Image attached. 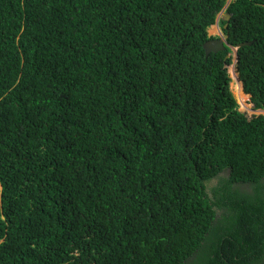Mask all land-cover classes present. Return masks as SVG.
Masks as SVG:
<instances>
[{
	"label": "trees",
	"instance_id": "1",
	"mask_svg": "<svg viewBox=\"0 0 264 264\" xmlns=\"http://www.w3.org/2000/svg\"><path fill=\"white\" fill-rule=\"evenodd\" d=\"M0 0V264H264V0ZM224 25L226 27L224 28Z\"/></svg>",
	"mask_w": 264,
	"mask_h": 264
},
{
	"label": "rangeland",
	"instance_id": "2",
	"mask_svg": "<svg viewBox=\"0 0 264 264\" xmlns=\"http://www.w3.org/2000/svg\"><path fill=\"white\" fill-rule=\"evenodd\" d=\"M231 0H226V4L228 2H230ZM225 12H223L224 14ZM222 19V17L219 15L217 17V25H213L211 26L207 33H208V36H211V37H223V33L221 31V28L219 26V21ZM215 28L218 29L219 33L217 34L215 32ZM231 57V65L227 67V70H228V73H229V76L231 77V83H230V89L239 105V111H241L242 113H245L246 116L248 118H251L253 116H257V115H264V111H254L253 108H252V104L249 102V96L246 95L244 92H243V89H242V85L240 83V81L238 80V77H237V74H236V71H235V65H234V57H235V51L231 50V53L229 55ZM233 71V73H230V71ZM231 71V72H232ZM232 74H235V77H236V80H235V77L232 75ZM238 80V81H237ZM240 85V88L238 86V83Z\"/></svg>",
	"mask_w": 264,
	"mask_h": 264
},
{
	"label": "water",
	"instance_id": "3",
	"mask_svg": "<svg viewBox=\"0 0 264 264\" xmlns=\"http://www.w3.org/2000/svg\"><path fill=\"white\" fill-rule=\"evenodd\" d=\"M229 4V2L227 4H225L223 10L227 7V5ZM220 16L222 17V19L224 21H228L229 18H230V15L229 14H220ZM216 23H217V19H216ZM226 27V25H224V28ZM228 36L227 35H223V37H220L219 39H214V40H210L206 43H204L203 45V49L205 51V54L208 55L210 53H218V52H221L224 50L225 46H228L227 43H226V40H227ZM252 43L251 42H246V43H241L239 45H237L236 47H230L228 46L231 50L235 51V63L237 61V50L240 48V47H243V46H248V45H251ZM229 55L226 56V58H228Z\"/></svg>",
	"mask_w": 264,
	"mask_h": 264
},
{
	"label": "clouds",
	"instance_id": "4",
	"mask_svg": "<svg viewBox=\"0 0 264 264\" xmlns=\"http://www.w3.org/2000/svg\"><path fill=\"white\" fill-rule=\"evenodd\" d=\"M227 6H228V5H227ZM226 8H227V7H226ZM226 8H225L224 10L222 9L221 12L217 15V17H218L220 14L222 15L223 12H225ZM224 14H226V13H224ZM224 14H223V15H224ZM217 17H216V19H217ZM222 20H223V19H222ZM217 22H218V20H217ZM215 24L217 25L216 20H215ZM215 24H214V25H215ZM219 38H220V37H219ZM219 38H217V39H219ZM234 64H235V57H234Z\"/></svg>",
	"mask_w": 264,
	"mask_h": 264
},
{
	"label": "bare ground",
	"instance_id": "5",
	"mask_svg": "<svg viewBox=\"0 0 264 264\" xmlns=\"http://www.w3.org/2000/svg\"><path fill=\"white\" fill-rule=\"evenodd\" d=\"M215 32L218 34L219 33V31H218V29L217 28H215ZM231 71H232V69H231ZM230 71V73H233V71L231 72ZM234 77H235V74H232ZM235 80H236V77H235ZM238 81V80H237ZM236 81V82H237ZM238 83V82H237ZM238 86H239V88H240V85H239V83H238Z\"/></svg>",
	"mask_w": 264,
	"mask_h": 264
}]
</instances>
